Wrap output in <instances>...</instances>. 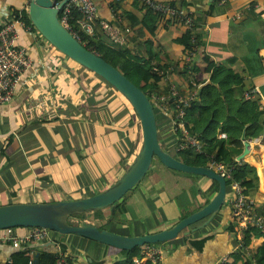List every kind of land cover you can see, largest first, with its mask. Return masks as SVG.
<instances>
[{"label":"crops","instance_id":"crops-1","mask_svg":"<svg viewBox=\"0 0 264 264\" xmlns=\"http://www.w3.org/2000/svg\"><path fill=\"white\" fill-rule=\"evenodd\" d=\"M94 1L99 17L113 20V1ZM160 1L187 2L182 7L202 15L205 44L196 57L197 69L192 76L183 71L180 58L184 47L177 42L186 32L183 25L147 14L146 8L131 0H117L122 23L132 28V44L145 42L143 48L130 49L131 53L145 60L147 43H151L152 63L162 66L161 70L170 68L167 76L182 93L196 89L199 95L204 86H214L224 103L225 117L230 114L224 93L211 80L212 69L207 67L230 61L229 69L243 79L244 96L252 92L250 99L258 101L253 114L264 113V17L253 7L264 6V0H225L222 4L220 0ZM25 6L26 0H0V25L19 18ZM147 23L154 24L153 34ZM42 38L36 29L16 24L15 44L26 50L31 64L21 74L12 100L0 103V204L95 194L126 171L142 145L139 119L124 96L100 80L79 82V65ZM217 79L222 82L223 76ZM158 88L165 90L166 82H159ZM262 128L250 137H245L244 131L240 135V154L244 142L249 143L248 153L240 160L254 169L247 191L260 210L264 209V123ZM158 138L165 151L172 154L176 150L177 140L167 124L160 123ZM154 159L127 193L126 211L107 225L109 230L138 236L170 228L216 194L215 180L173 170ZM103 213L108 215L110 208H104ZM97 217L87 215L85 220L72 218L71 222L98 226L102 221ZM233 223L231 209L224 203L211 220L204 218L175 238L156 243L163 249L161 264H243V257L236 256L243 231L238 232L235 225L229 229ZM15 229L23 235L29 228ZM248 242L246 255L250 256L264 242V236ZM29 246L51 253L60 249L76 264H112L122 258L120 249L76 234H53L52 241ZM16 250L11 244L0 243V263L10 261ZM223 256L227 259L221 262Z\"/></svg>","mask_w":264,"mask_h":264},{"label":"trees","instance_id":"trees-1","mask_svg":"<svg viewBox=\"0 0 264 264\" xmlns=\"http://www.w3.org/2000/svg\"><path fill=\"white\" fill-rule=\"evenodd\" d=\"M112 1L113 2L111 6L114 10H116V8L118 7V2L117 0ZM172 4L180 7L188 5L187 2L182 1L172 2ZM146 13L156 18H161L158 14L153 13L148 9H146ZM196 14L197 24L195 35L197 38V45L202 50L205 44L203 39L204 34L202 31L203 17L199 12H196ZM80 17V13L76 10H73L71 12L69 22L73 31L74 29L78 31V40L82 44H84L87 49L95 52L111 65L116 67L122 74H124L135 85H137L149 98L150 94L153 92H166L167 88L162 91L158 88L159 82L163 80V76L160 73V70L163 67H160L158 64L152 63L154 53L151 49V43H147V59L142 60L141 58L132 54L129 48L112 46L108 39L100 33L92 36L86 34L80 28V25L77 22ZM58 18L60 20L61 12L58 14ZM19 19L22 20L25 25L35 29L28 18L26 9H23L21 11ZM147 27L148 31L153 34L155 29L154 24L147 23ZM191 38L192 36L190 32L186 31L179 38H177V42L183 45L184 50H189L193 46V44L191 43ZM229 64L230 61H227L218 67H214L212 64H210L208 65L207 70L209 71L210 69H212L211 80L214 83H218L220 89L223 91L230 115L228 117H225L224 103L221 100L217 89L212 85L204 86L197 99L192 101L190 106L186 109L185 115L186 127L191 134L200 139V141L202 142V151L200 153H197L192 148L187 147L181 150H175L174 152H172V154L177 159L192 166H207V162L211 157L227 164H233L235 165L233 171V179L240 180V182L248 189L252 185V177L250 176V174L254 171V169L247 163L241 162V160H235V155H239L242 150L240 135L243 131L245 137H250L252 135L258 134L263 129L262 126L264 123V113L258 112L257 115L253 114V108L258 104V101L246 99L244 97L243 79L237 73H234L229 69V67L227 66ZM196 69L197 68L195 66L193 68V71H195ZM87 71L90 70L87 69ZM218 76H223L222 82L217 79ZM84 77L87 78L89 76L84 74ZM96 77L102 82H106L100 76L96 75ZM186 79L187 81H189L188 78ZM194 81L195 83L199 84V80L197 78H195ZM108 85L111 86L110 84ZM127 103L135 113L129 102ZM154 111L157 120V126L160 127L158 116L159 114L157 113L155 108ZM220 132H224L226 134L225 138H218L217 135ZM178 135L180 136V134ZM127 193L123 195L120 200L111 205L113 207V211H111L110 209V213H108V215H104V208L75 212L71 214L69 218H67V222L70 224L72 218L77 219L78 221H82L85 220L87 215L95 217L96 214L98 216L97 218L102 221L98 225V227L100 229H108L107 225H109L112 221H118L120 215L126 211L125 205ZM111 206L105 208H110ZM261 210L260 212L264 216V209L262 211ZM234 225V223L230 225L229 229H232ZM23 228L28 229L29 227ZM260 235L264 236V234H262L258 229L255 228H248L243 231V240L236 253V256L240 255V257H243V264H264V242L255 250V252L251 253L250 256L246 255L248 251L247 248L249 246L248 239ZM33 249L34 251H32ZM61 249L62 251H64L65 246L61 245ZM139 249L140 246L132 250L120 249L122 258L112 264H133V258L140 256ZM56 259L57 253L47 252L45 250L29 246L28 243H24L11 255V260L6 262L5 264H55ZM65 264L76 263L72 260L71 257L66 255ZM89 264L100 263L90 262ZM140 264L150 263L143 262Z\"/></svg>","mask_w":264,"mask_h":264},{"label":"water","instance_id":"water-1","mask_svg":"<svg viewBox=\"0 0 264 264\" xmlns=\"http://www.w3.org/2000/svg\"><path fill=\"white\" fill-rule=\"evenodd\" d=\"M67 0L57 5L54 0H31L28 18L41 36L84 68L92 71L114 87L134 109L141 126L142 145L126 171L109 187L87 197L49 202H17L0 204V229L15 227H43L61 234H76L117 249L132 250L145 244H155L175 238L189 225L207 218L211 220L224 205L227 182L208 166H192L165 151L158 138V126L152 100L130 79L95 52L87 49L60 22L59 10ZM249 151L244 142L240 160ZM154 158L176 171L199 174L215 180L218 190L214 197L199 210L179 220L172 227L154 233L127 236L109 229H100L89 222H67L75 212L96 210L111 206L140 182ZM113 211V207H110ZM201 227V226H199Z\"/></svg>","mask_w":264,"mask_h":264},{"label":"built area","instance_id":"built-area-1","mask_svg":"<svg viewBox=\"0 0 264 264\" xmlns=\"http://www.w3.org/2000/svg\"><path fill=\"white\" fill-rule=\"evenodd\" d=\"M26 0L25 9H28L29 2ZM62 0H54L57 5ZM140 6L158 14L162 19L183 25L187 32H190L192 38V48L184 50L181 56V63L185 73L188 76L193 75V68L196 65V57L201 51L197 45L196 38V11L189 7H180L168 1L160 0H131ZM225 0H218L224 3ZM253 7L259 11L264 17V6L253 4ZM76 10L81 17L77 20L80 28L88 35L100 33L105 36L110 44L114 47H125L133 51L143 48L145 42L132 44V28L122 23V18L118 14V10H112L113 20H107L99 17L98 7L94 0H67L59 10L61 12L60 22L79 39L77 30L72 29L69 22L71 12ZM240 14H236L239 18ZM20 23L27 26L19 18L7 20L0 25V103H8L12 100L21 74L30 66L31 59L26 50L15 44L16 40V24ZM167 70H160L163 80L166 82L167 90L163 93H151L150 100L154 104V108L159 114V121L169 128L170 133L174 134L177 140L176 150L187 147L192 148L195 152L202 151V142L195 135L191 134L185 122L186 109L191 102L197 99L198 92L196 89L184 94L177 85L172 82L167 74ZM246 99L252 97V92L246 93ZM180 134V136L178 135ZM225 133L218 134L219 138H225ZM207 166L212 168L216 173L220 174L227 182V191L224 203H227L232 213V220L238 232H242L248 228L258 229L264 233V216L261 214L257 203L248 194L247 188L240 180L233 179V171L235 165L218 161L211 157ZM229 180V184H228ZM58 232L43 227H29L25 234H19L15 228H5L0 230V243L11 244L15 248H20L24 243H40L52 241L53 234ZM157 244H145L140 250V256L133 258V264L149 262L150 264H161L163 257V249ZM227 258L223 256L220 261L223 262ZM66 254L60 249L57 252L55 264H65Z\"/></svg>","mask_w":264,"mask_h":264},{"label":"rangeland","instance_id":"rangeland-1","mask_svg":"<svg viewBox=\"0 0 264 264\" xmlns=\"http://www.w3.org/2000/svg\"><path fill=\"white\" fill-rule=\"evenodd\" d=\"M43 39V38H42ZM54 48V47H53ZM54 49H56V48H54ZM76 63V62H75ZM77 65H79L78 63H76ZM81 65H79V81L80 82H88V81H95L94 79H96V80H100V79H98L97 77H96V75L95 74H93L91 71H87V69H85V68H83V67H80ZM84 74H86V75H88L89 77H87V78H85L84 77ZM101 81V80H100ZM119 96L121 97V94L119 93ZM128 102V101H127ZM155 160V159H154ZM9 204V203H8ZM59 234H61V233H59ZM63 235H65V234H63Z\"/></svg>","mask_w":264,"mask_h":264}]
</instances>
